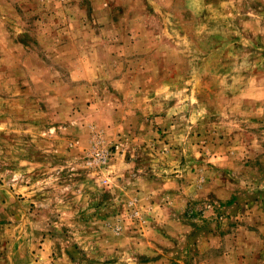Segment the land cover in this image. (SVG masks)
Returning a JSON list of instances; mask_svg holds the SVG:
<instances>
[{"label":"rangeland","instance_id":"1","mask_svg":"<svg viewBox=\"0 0 264 264\" xmlns=\"http://www.w3.org/2000/svg\"><path fill=\"white\" fill-rule=\"evenodd\" d=\"M0 264H264V0H0Z\"/></svg>","mask_w":264,"mask_h":264}]
</instances>
